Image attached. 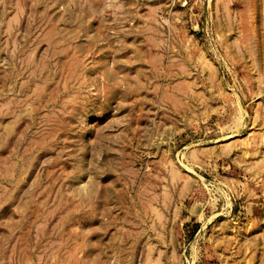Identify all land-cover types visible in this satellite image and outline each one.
Returning <instances> with one entry per match:
<instances>
[{
	"label": "rangeland",
	"instance_id": "rangeland-1",
	"mask_svg": "<svg viewBox=\"0 0 264 264\" xmlns=\"http://www.w3.org/2000/svg\"><path fill=\"white\" fill-rule=\"evenodd\" d=\"M0 264H264V0H0Z\"/></svg>",
	"mask_w": 264,
	"mask_h": 264
}]
</instances>
